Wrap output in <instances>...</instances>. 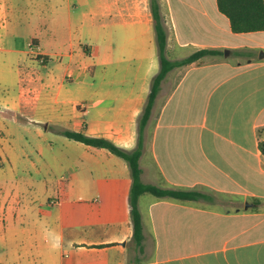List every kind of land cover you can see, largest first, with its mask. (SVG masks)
Here are the masks:
<instances>
[{
    "label": "crops",
    "instance_id": "1",
    "mask_svg": "<svg viewBox=\"0 0 264 264\" xmlns=\"http://www.w3.org/2000/svg\"><path fill=\"white\" fill-rule=\"evenodd\" d=\"M2 1L0 264H264V53L251 39L264 31L233 32L217 0H159L169 59L223 54L161 83L142 181L210 198L141 195L140 250L128 163L62 131L137 147L160 70L150 0Z\"/></svg>",
    "mask_w": 264,
    "mask_h": 264
},
{
    "label": "trees",
    "instance_id": "2",
    "mask_svg": "<svg viewBox=\"0 0 264 264\" xmlns=\"http://www.w3.org/2000/svg\"><path fill=\"white\" fill-rule=\"evenodd\" d=\"M217 1L219 10L229 18L233 32L264 31V0ZM150 8L154 19L158 55L160 58V70L152 80L151 92L140 117L139 140L137 147L133 150H128L104 137L90 136L82 131H72L68 129L62 131L65 136L80 141L86 145L95 148H106L128 163L132 176V186L130 190L131 219L133 226L132 240L140 250L143 247L144 239L143 224L139 209V199L141 195L144 193H150L158 198L169 197L182 201L210 198L209 195L198 190L165 188L142 181L140 158L143 152V131L151 117L152 109L160 90L161 83L173 68L189 65L207 55L223 54L219 49H200L180 60L169 59L166 54L168 34L161 15L159 0H150ZM258 136L259 148L264 155V126L258 130Z\"/></svg>",
    "mask_w": 264,
    "mask_h": 264
},
{
    "label": "built area",
    "instance_id": "3",
    "mask_svg": "<svg viewBox=\"0 0 264 264\" xmlns=\"http://www.w3.org/2000/svg\"><path fill=\"white\" fill-rule=\"evenodd\" d=\"M3 10V1L0 0V13ZM29 50L30 52L35 56V58L40 62V63H44L45 62V56L42 53L41 49L39 48V46L34 42V41H30L28 44Z\"/></svg>",
    "mask_w": 264,
    "mask_h": 264
},
{
    "label": "rangeland",
    "instance_id": "4",
    "mask_svg": "<svg viewBox=\"0 0 264 264\" xmlns=\"http://www.w3.org/2000/svg\"><path fill=\"white\" fill-rule=\"evenodd\" d=\"M251 39L253 44H259L258 45L259 55L264 53V32H255V34L251 36ZM216 199H217L216 201L219 202V199H221V197L216 196Z\"/></svg>",
    "mask_w": 264,
    "mask_h": 264
},
{
    "label": "clouds",
    "instance_id": "5",
    "mask_svg": "<svg viewBox=\"0 0 264 264\" xmlns=\"http://www.w3.org/2000/svg\"><path fill=\"white\" fill-rule=\"evenodd\" d=\"M61 240H62V237L57 235L55 236V242L52 244V248L54 250H59L61 248Z\"/></svg>",
    "mask_w": 264,
    "mask_h": 264
},
{
    "label": "water",
    "instance_id": "6",
    "mask_svg": "<svg viewBox=\"0 0 264 264\" xmlns=\"http://www.w3.org/2000/svg\"><path fill=\"white\" fill-rule=\"evenodd\" d=\"M225 54H228V50L225 51ZM248 206V205H247Z\"/></svg>",
    "mask_w": 264,
    "mask_h": 264
}]
</instances>
